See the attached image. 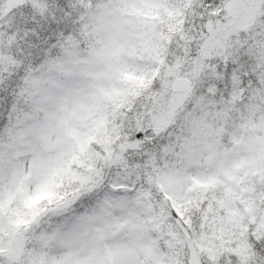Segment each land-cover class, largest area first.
I'll return each instance as SVG.
<instances>
[{
    "label": "snow or ice",
    "instance_id": "1",
    "mask_svg": "<svg viewBox=\"0 0 264 264\" xmlns=\"http://www.w3.org/2000/svg\"><path fill=\"white\" fill-rule=\"evenodd\" d=\"M0 264H264V0H0Z\"/></svg>",
    "mask_w": 264,
    "mask_h": 264
}]
</instances>
